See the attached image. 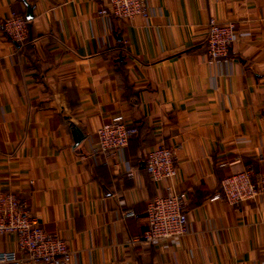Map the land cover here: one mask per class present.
Listing matches in <instances>:
<instances>
[{
	"label": "crops",
	"instance_id": "1",
	"mask_svg": "<svg viewBox=\"0 0 264 264\" xmlns=\"http://www.w3.org/2000/svg\"><path fill=\"white\" fill-rule=\"evenodd\" d=\"M146 1L148 17L119 19L93 0H0V190L62 237L69 264L264 263V199L213 198L242 159L264 180V0ZM12 13L25 43L5 33ZM209 18L235 24L222 63L206 56ZM118 115L137 133L122 152L95 149ZM163 138L180 147L177 170L153 181L143 156ZM168 185L187 192L189 231L153 245L140 240L147 206Z\"/></svg>",
	"mask_w": 264,
	"mask_h": 264
},
{
	"label": "built area",
	"instance_id": "2",
	"mask_svg": "<svg viewBox=\"0 0 264 264\" xmlns=\"http://www.w3.org/2000/svg\"><path fill=\"white\" fill-rule=\"evenodd\" d=\"M98 4L96 13L119 19L134 16L148 17L150 8L146 0H93ZM3 28L10 40L18 44L29 38L25 18L12 13L4 19ZM236 39L233 21L219 22L214 18L207 21L205 38L206 56L209 61L222 63L230 59V47ZM137 133L134 125L127 124L120 115L104 122L95 130V149L107 152H122L130 138ZM179 146L168 138H163L149 147L143 156V168L153 181L172 179L176 174ZM240 159L239 154L234 156ZM242 169L228 173L219 180L213 198L236 203L256 196L264 199V180L256 179L252 170V160L242 159ZM188 201L185 190H173L171 185L155 196L147 206V226L140 240L150 244L162 241H177L189 231L187 218ZM132 210L124 211V216L133 215ZM15 235V249L0 250V264H22L23 257L46 264H69L71 251L57 232H49L32 214L18 192L0 190V234ZM264 264V263H261Z\"/></svg>",
	"mask_w": 264,
	"mask_h": 264
},
{
	"label": "water",
	"instance_id": "3",
	"mask_svg": "<svg viewBox=\"0 0 264 264\" xmlns=\"http://www.w3.org/2000/svg\"><path fill=\"white\" fill-rule=\"evenodd\" d=\"M25 17H26V19L32 18V8L28 4H26ZM72 132H73L74 144H77L83 138V134L80 132L79 129H77L75 127H72Z\"/></svg>",
	"mask_w": 264,
	"mask_h": 264
}]
</instances>
